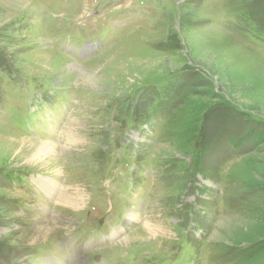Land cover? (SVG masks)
I'll list each match as a JSON object with an SVG mask.
<instances>
[{
  "label": "rangeland",
  "instance_id": "1",
  "mask_svg": "<svg viewBox=\"0 0 264 264\" xmlns=\"http://www.w3.org/2000/svg\"><path fill=\"white\" fill-rule=\"evenodd\" d=\"M29 2L0 0V264H264V0Z\"/></svg>",
  "mask_w": 264,
  "mask_h": 264
},
{
  "label": "bare ground",
  "instance_id": "2",
  "mask_svg": "<svg viewBox=\"0 0 264 264\" xmlns=\"http://www.w3.org/2000/svg\"><path fill=\"white\" fill-rule=\"evenodd\" d=\"M30 1V0H29ZM28 0H17L18 4H22L24 2H29ZM16 3V4H17ZM30 3V2H29ZM243 46V45H241ZM86 68V67H85ZM79 70V71H78ZM76 71H78V75L81 76L82 80L84 82H88L89 80H91V76L90 73H87L86 71H84L83 69H79L77 68ZM96 118L93 119V121ZM91 124V123H90ZM89 124V125H90ZM69 127V126H68ZM103 132V131H102ZM8 133V132H7ZM11 134V132H9ZM13 135V134H11ZM20 137V136H19ZM72 137H76V134H72ZM69 140L71 141V137L69 136ZM82 138H77L76 137V141H81ZM1 141V140H0ZM10 144H14L16 146H21V145H27L28 149L32 152V154H30V159L35 161V162H39L41 164L44 165L45 168H47L48 171L50 170H54L59 168V166L55 165L56 159L59 158V153H58V148H57V144L51 140V141H39L36 144L30 142L29 140L23 139V138H18V139H10ZM73 143V142H72ZM66 144V143H65ZM20 152V151H19ZM21 153L23 154V150H21ZM39 186L42 188L43 192L50 198H57L59 197V199L62 201V203H67L68 205H72L74 206L76 209L79 208V204L80 201H76L73 199L72 195L69 194V191L66 187L62 188L60 187V184L56 182V180L52 177H41L40 182H39ZM71 187V186H70ZM74 188V187H73ZM72 189V188H71ZM75 189V188H74ZM76 191V190H75ZM79 191V190H78ZM80 194V193H79ZM84 197V196H83ZM83 197L81 199H83ZM85 199V198H84ZM49 200V199H48ZM38 206V205H37ZM66 206V205H65ZM40 207V206H39ZM42 207V206H41ZM46 209V208H45ZM73 209V208H72ZM44 213V212H43ZM50 214V213H49ZM46 219V218H45ZM130 219L132 221H136L137 219H139V214L132 212L130 213ZM64 220V219H63ZM143 221V220H142ZM48 223V222H47ZM46 223V224H47ZM58 224V223H57ZM56 224V225H57ZM38 225V224H37ZM53 225V224H52ZM67 227V226H66ZM36 229V228H34ZM143 231H145L148 235L151 236H158L157 234L159 232H161V236H165L164 234L167 233V231L165 232V230H163L162 227H158L157 224L155 223H150L149 221H146V225L145 227L142 228ZM126 231V230H125ZM35 233V232H34ZM118 238L120 239L123 235V233L117 232ZM50 236H53V232L51 230V228H47V229H43V230H36V234H34L33 240L30 243L31 246L33 245H37V241L40 239L41 241H47L48 238ZM160 236V237H161ZM131 237H125L122 239V241L120 242V245H122L123 243L126 244V241H130ZM119 243V242H118ZM40 244V243H38ZM79 264V263H78Z\"/></svg>",
  "mask_w": 264,
  "mask_h": 264
}]
</instances>
